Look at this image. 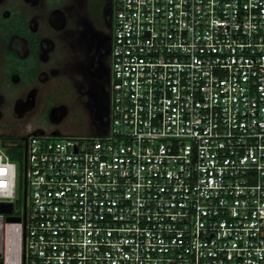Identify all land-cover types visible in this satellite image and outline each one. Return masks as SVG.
<instances>
[{"label": "built area", "instance_id": "obj_1", "mask_svg": "<svg viewBox=\"0 0 264 264\" xmlns=\"http://www.w3.org/2000/svg\"><path fill=\"white\" fill-rule=\"evenodd\" d=\"M106 97L25 135L17 214L0 139V264H264V0H114Z\"/></svg>", "mask_w": 264, "mask_h": 264}, {"label": "flooded vegetation", "instance_id": "obj_2", "mask_svg": "<svg viewBox=\"0 0 264 264\" xmlns=\"http://www.w3.org/2000/svg\"><path fill=\"white\" fill-rule=\"evenodd\" d=\"M113 12L114 0H0V139L24 152L28 132L59 135L33 118L59 125L68 90L91 114L106 99Z\"/></svg>", "mask_w": 264, "mask_h": 264}, {"label": "rangeland", "instance_id": "obj_3", "mask_svg": "<svg viewBox=\"0 0 264 264\" xmlns=\"http://www.w3.org/2000/svg\"><path fill=\"white\" fill-rule=\"evenodd\" d=\"M78 95L74 92L68 90V93L59 100L58 103L64 104L67 109V114L62 118V121L59 125H52L48 123L46 119L37 114L33 118V122L36 126H41L44 130L48 131H59V137L52 138L53 141H63L67 137H78L85 136L87 133L94 127V122L92 121V114L90 113V108L80 105L77 100ZM53 104V103H52ZM45 136H48L47 134ZM20 152H23V149L16 147L13 149H8V154L19 155ZM10 156V155H9ZM17 165L16 178H17V198L15 202L14 214H17L22 211L23 208V180H24V171L22 163L17 160H14Z\"/></svg>", "mask_w": 264, "mask_h": 264}, {"label": "water", "instance_id": "obj_4", "mask_svg": "<svg viewBox=\"0 0 264 264\" xmlns=\"http://www.w3.org/2000/svg\"><path fill=\"white\" fill-rule=\"evenodd\" d=\"M92 121L95 125L101 126L103 128H106L108 126V115H109V105L107 97L104 101L101 102V104H98L96 106H92ZM53 114V113H52ZM63 117V114L60 116L59 120ZM58 120V121H59ZM106 120V121H105ZM56 117H53V123H57ZM56 136L55 134H53ZM11 144H3L6 147H15L14 143L10 141ZM24 157H23V171L25 173V163H26V156H25V150H24ZM23 204H25V197H26V191H25V178L23 180ZM12 210V206L10 204H0V213H10ZM7 221H19L18 218H8Z\"/></svg>", "mask_w": 264, "mask_h": 264}, {"label": "trees", "instance_id": "obj_5", "mask_svg": "<svg viewBox=\"0 0 264 264\" xmlns=\"http://www.w3.org/2000/svg\"><path fill=\"white\" fill-rule=\"evenodd\" d=\"M9 155H10V158H11L12 160H17V161L20 163V165H21V163H22V166H23V157H24L23 152H22V153L20 152L19 155H15V154H13V153H11V154H9Z\"/></svg>", "mask_w": 264, "mask_h": 264}]
</instances>
